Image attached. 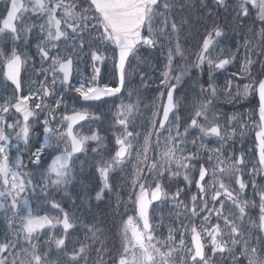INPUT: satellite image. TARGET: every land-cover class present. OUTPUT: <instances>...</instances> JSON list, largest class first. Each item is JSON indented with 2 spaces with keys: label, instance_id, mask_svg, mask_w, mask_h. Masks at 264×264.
I'll return each mask as SVG.
<instances>
[{
  "label": "snow or ice",
  "instance_id": "1",
  "mask_svg": "<svg viewBox=\"0 0 264 264\" xmlns=\"http://www.w3.org/2000/svg\"><path fill=\"white\" fill-rule=\"evenodd\" d=\"M30 2L32 3L31 11H39L47 15L46 23L39 25L41 33L45 35L42 40L38 41L36 49L42 64L48 61L51 63L47 69L37 70L38 75L45 77L38 81L39 87L35 91L29 89L28 94L24 95L21 69L27 64L28 56L18 49L21 40L25 42V45L30 43L27 34L32 32L33 26H17L16 21L20 20V13L29 9L21 0H11L6 8L2 24H0V36L6 38L5 47L9 39L14 45L10 54L0 49L4 78L6 82H11L10 85L5 83L4 87L5 90L13 87L14 92L12 98L0 104V210L5 213L10 229L14 228L12 218L17 217L21 220L22 227L15 231L12 238L4 235L3 240H0V264H48L49 254L40 253L39 245L33 243L34 234H38L46 226L62 225L65 234L73 228L69 214L64 212L54 199L48 200L47 194L45 202L53 209L63 212L62 218L33 214L28 193L31 189L34 194L37 185L33 184L32 179H25L28 176L38 177L41 192H46L50 187L59 189L67 186L73 179L71 163L73 156L84 151L87 141H96L99 145L102 140L96 132H93L91 136H81L74 131V125L89 119V113L73 107L69 114L65 95L72 94L71 99L75 103L103 101L106 97H115L116 94L121 93L126 81V63L130 55L141 45L154 49L158 43L157 33L165 37L169 44L172 43L173 36L176 42L174 47L168 48L167 64L161 73V102L155 105L156 111L152 114L151 126L144 136L143 152L137 151L136 154V172L131 180L132 192L129 195L130 200L134 196L132 203L135 215H128L127 219L122 220L120 228L122 252L115 264H171V261L177 258L178 248L184 253L180 257V264H210L212 257L217 254L223 256L226 253L232 254V264H241L242 260H246L247 264H264V255L261 254L264 253V242H260L259 247L252 246L250 239L244 233V219L249 205V201L240 199V195L248 186L242 178V169L246 167L244 154L236 155L235 151H227V142L233 138L235 130L229 133L226 126L219 123L217 115L209 116L214 108L213 101L219 97L221 91L229 103L247 98L252 94L258 95L259 123L256 125L258 128L256 143L259 167L264 168V60L258 59L264 56V0H237L234 7L236 18L248 19L255 11V19L260 21L261 28L256 33L258 43H253L248 38L244 39L245 56L239 72L231 74V78L226 81L222 90L216 86L213 73L217 70H226V66L238 58L240 45L237 46L235 52L229 50L225 54L221 49L213 56L212 52L217 47L219 39L225 36L223 28L214 25L207 30L198 44L195 61L185 64L182 71L173 77L175 58L177 56L184 58L185 49L179 42L182 25L170 16L173 6L171 0H163L161 11H157L161 9V0H81L86 7L80 12L75 11L79 4H65L64 0H55V3L48 4L45 0H30ZM215 3L218 8L227 7L225 0H215ZM58 9L63 10V20L57 18ZM157 17L163 19L161 27L154 29L153 21ZM69 29L73 40L71 51L62 52L58 44L70 38ZM145 29L147 34H143ZM85 33H97V35L92 40L86 41ZM77 40L79 43L76 42ZM97 40L114 46L111 59L119 77L115 86H111L110 83H100L101 67L97 65L109 57L101 52L100 47L92 46ZM85 48L90 50L92 68L90 77H84L80 68L76 66ZM53 51L56 54H53ZM254 52L257 59L253 58ZM257 63L260 65L258 70L255 67ZM205 64L209 69L208 86L200 85L201 99L192 105L190 122L183 124L178 114L180 101L175 96L177 85L182 76L191 68L200 69L203 72ZM77 75L80 76L79 79ZM49 76H51L50 83ZM237 78L249 82L243 83L242 86L234 84L233 81ZM173 79L176 83H172ZM56 91H60L61 94L56 99L55 105L45 103V98L54 96ZM165 94L166 100L164 99ZM12 99L15 100L14 104L11 102ZM30 103L34 104V107H31ZM62 105L65 108V114L61 117V124L53 128L50 123L54 122L55 114ZM12 109L22 116V122L17 120L14 124L7 123L4 117ZM137 109L138 104L121 103L117 105L115 126L121 128L122 131L115 137L114 155L108 161L101 159L97 165L96 170L102 184L100 191L96 193L97 200L101 199L104 189L110 187V172L122 165L132 154L133 141L139 137L140 133L134 134L128 129ZM38 111H47L52 116V121L46 118L42 122L43 141L40 142L37 139L38 146L34 151H30L33 171L25 173L20 171L24 165L19 155L21 151L19 144L22 141L25 148L28 147L32 139L30 118H37ZM92 118L100 119V117ZM201 118L204 123L200 122ZM235 119V116L229 117L228 122ZM172 125H174V130ZM182 127L183 132L180 130ZM240 127L243 129L245 125L241 124ZM17 129L19 131H16ZM196 129L199 130L200 135L193 137L191 141L192 145L197 148L193 152L187 149L186 144L187 137L191 134L190 130ZM163 130H167L168 135L161 141ZM13 133L15 143L12 142ZM153 135L156 137L154 142ZM205 137L216 138L220 146L208 148L203 143ZM53 138L57 141L55 144L52 143ZM60 142L65 144L63 150L59 147ZM12 149H15L17 153L14 158L11 155ZM153 149L156 150L155 158L148 155ZM204 151L208 153L206 160L203 158ZM53 152L59 154L53 156L51 163H48L47 158ZM173 165H175V170L172 168ZM181 169H183L184 181L189 186L194 183L197 188V193L191 196V208L180 200L184 189L177 188L175 193H170L165 190V185L162 183L165 175L179 177ZM197 171L198 178L195 176ZM256 171V166H254L253 169H249V174ZM209 176L212 178L211 182L206 179ZM225 179L238 185V189L233 188L231 183H226ZM252 188L254 195L259 197V217L258 221L251 220V226L264 232V188L257 190L258 186L255 182L252 183ZM168 200L175 201L177 208L183 205L185 218L191 216L201 220L199 225L190 220V229L189 224L182 225L184 232L180 233L178 248L175 235L179 229L170 228L168 236L158 240L153 234L155 227L150 221L149 210L150 207H154V202ZM229 202L233 210L226 212ZM9 212L12 218L7 216ZM23 212L26 214L22 215ZM176 218L180 219V213H177ZM213 218L217 221L222 220L223 226L219 222L212 224ZM189 230L191 246L186 247L184 235ZM93 236L95 237V232ZM225 236L228 238L225 239ZM206 238L209 241L207 245L204 242ZM52 243L59 251H63L66 247L64 236L55 238ZM207 247L211 248L212 257L207 255ZM237 248H239V254H236ZM86 250L83 244L78 250L73 249L68 255V264H79Z\"/></svg>",
  "mask_w": 264,
  "mask_h": 264
},
{
  "label": "rangeland",
  "instance_id": "2",
  "mask_svg": "<svg viewBox=\"0 0 264 264\" xmlns=\"http://www.w3.org/2000/svg\"><path fill=\"white\" fill-rule=\"evenodd\" d=\"M55 3V0H47L46 4L48 3ZM198 2V6L199 7H206L208 5L212 4V1H207V0H197ZM227 7H222L224 9V12L226 14V19L224 22V19L222 22H224V26L222 27L223 30L225 31V36L219 39V43L217 45V47L215 48V50L212 52V55H216V53L220 52L221 49H223L224 51H233L235 52L237 49V46L240 45L239 47V53H238V58L236 60L233 61L232 64L226 66V70H217L216 72L213 73V80L216 84V86L219 89H223L225 87L226 81L228 79L231 78V74L232 73H238L239 69H240V65L244 60V56H245V49L243 47V42L244 39L247 36H249L250 32H251V36H252V31L254 30L256 33H258L260 31L261 28V23L259 20L255 19V11H253L252 16L249 17L248 19H237L236 18V13L234 11V7L237 3V0H225ZM65 4L68 3H77L79 4V7H77L75 9V11L80 12L84 7H86V5H84L81 0H64ZM180 8V7H179ZM177 12H179L180 14L186 15V11L183 8H180L177 10ZM201 10H199V13L197 15H195V18L200 17L201 14ZM211 13V14H209ZM213 12L212 11H208V16H212ZM88 15H91V13H88ZM191 15V13H190ZM57 16H59L62 20H63V10L62 9H58L57 10ZM216 19H217V15H216ZM47 21V15L45 13H41V12H37L36 14L33 15V32H35L36 29V25L39 26L40 24H44ZM252 31H249V30ZM70 33V38L67 41H62L58 44V47L60 48V50L63 52L65 50L67 51H71V45L73 43V40L71 38V30H68ZM97 35V33H85L84 34V39L86 41L92 40L95 36ZM258 39V37L256 38ZM40 40V39H39ZM38 39H36L33 42V47H34V51L37 53V49H36V45L39 41ZM77 43H79V40L76 41ZM93 47H100L101 52L106 55L107 57H109L106 61H104L103 63H98L97 66L101 67V74L105 71L108 72L106 78H104V81L101 80L100 76V83L104 84V83H115V79L113 78L114 76V72L111 71V68L113 67V60L111 59L112 56V47H114L113 45H109L106 44L103 41H95V43H93L92 45ZM55 52V51H53ZM166 55V53L164 51L161 52L159 59H163ZM253 58L257 59L256 55L253 54ZM264 56L258 57V59L263 60ZM145 60L142 58H137L135 61H131L130 65L131 66V70L127 71V75H126V85H141L142 83V87H135L132 88L130 86V88L128 89V97H126L125 99H119L118 103L112 108L110 107V103H106L102 108H100V111H103L104 113L107 111H110V113H113L114 117H112L111 115L107 118H102L100 120H96L95 123H93L91 126L89 125H85L82 130H80V132H78L79 135L81 136H91L93 132H96L100 137H102V133L106 134L107 137L111 136V139L113 140V147H112V152L111 155H107V154H99V151L102 150V147L104 145V140L102 139L100 144L98 145L96 141H87L85 144V148L84 151L82 152V156L80 158H77L74 160L73 165L74 167L72 168L73 171V175L77 170V175L73 176V180H71V182L65 186V187H61L59 189L54 188V187H50L46 190V192H41L40 188L38 189V184L33 182L34 185H37L36 190H39V193L41 195H46L47 194V198L48 200H50L51 196L53 194L59 193V194H67V195H71V193L77 197L78 200V204L80 207L84 205H86L87 202H90L92 204H97L98 202H102V205L105 206L106 203L110 204V206L114 205L115 208L118 207V203L119 202H123L122 205V213L120 215L121 220L123 219H127L128 215H135V210H134V204L132 203V200H134V196L132 197V199L130 200L129 195L132 192V184H131V180L134 177V174L136 172V163H137V158H136V154L137 151H140L141 153L143 152V140H144V136L147 134V130L148 128L151 126V119H152V114L154 111H156V107L155 105L158 104L159 98H160V93H161V89L158 87L160 84L159 81L157 79H154V73L152 72V80L150 81H144V82H139L138 80H136V76L138 75H142L144 74L146 71H148L149 69H152V67L148 66V65H144L142 69L139 68L140 65L144 64ZM45 65H47L46 63H43ZM77 67L80 68L81 73L84 77H90L92 75V68H91V57H90V50L88 48H85V51L83 53H81V58L78 62V64L76 65ZM128 66V67H129ZM159 68H161L163 65L161 64V62H159ZM256 70H258L260 68L259 63L256 64ZM209 70V69H208ZM187 73V72H186ZM75 74V73H74ZM45 78V77H44ZM49 78V77H48ZM77 78L79 79L80 76L77 75ZM103 82V83H102ZM249 81L245 80V79H241V78H237L236 80L233 81L234 84H240L241 86L243 85V83H247ZM149 83H152L153 85L149 86ZM233 91H235V89H233ZM131 94V95H130ZM252 95L248 96L247 98L241 99L239 101H235L232 103H229L225 97L222 94L219 95V97L213 101L214 103V108L213 111L211 113H209V116L211 117L213 114L217 115L219 117V123L221 125H225L228 132L231 133L233 130H235V135L233 136V138L231 140H229L227 142V151L231 152L232 148L234 147V142L236 140V137L240 138V147H243L246 144V139H247V135L248 132L247 130H249L250 128V123L249 119L244 120L243 119V114H244V108H242L241 106H239V103H243L246 102L247 100H249V98H251ZM200 98H195L193 101V103H196L198 100H200ZM121 103L123 104H138V109L137 111L134 113L133 117H132V123L131 126L129 127V131H132L134 134L135 133H140L139 137L133 141V151L132 154L129 158H127L124 163L122 165H120L119 167H116L112 170V172H110V176L111 178L114 177L113 179V184L114 182L119 178L123 179V184L120 183L118 181L117 183V188L122 189V192L120 193V196H123V193L126 192V197H120L118 196V198L114 199V200H110L107 198H103L104 194L106 193V195H111L112 193H114L115 191L112 189V187H114L112 184L109 183L110 187L107 189H104V192L102 194V197L100 200L96 199V193L98 191H100L102 184H101V180H100V175L98 173L97 169V165L98 163L101 161V159L108 161L110 160L111 156L114 155L115 150H116V145H115V137L117 134H119L122 129L115 126V113L117 111V105H120ZM180 108H179V115L182 114V110H183V104L180 103L179 104ZM192 106V104H191ZM184 114H188L187 111H184ZM239 114L241 116V120H239ZM235 116L236 119L232 120L231 122H228V118ZM174 119V117H173ZM201 123H204L203 119L201 118L200 120ZM183 124H186L185 121H182ZM243 124L245 125V127L243 129H241L240 125ZM256 125V123H255ZM171 127H173L174 130V125H172ZM181 132H183V127L180 129ZM191 134L188 135L187 137V144L186 147L189 151H193L195 152L197 150L196 147H194L191 143L193 137L195 136H199V130H190ZM174 134V131H173ZM168 135V131L167 130H163V136L160 138L161 141H163L164 137H166ZM156 137L155 135H153L152 140L153 142L155 141ZM42 141H43V136H42ZM21 144L22 141L20 142ZM203 143L205 145H207L208 148H216L220 146V142L214 138V137H205L203 140ZM93 149H97V151H93ZM187 153H185L186 155ZM241 153H236V155H240ZM148 155L150 157L155 158L156 156V150L153 149L151 150ZM208 156L207 151L203 152V158L206 160ZM143 158V156L141 155V159ZM244 158H245V163H246V167L242 169L243 172V179L245 180L246 184L248 185L247 188L245 189V192L242 193L240 195V199L241 200H247L249 201V205L248 208L246 209V213L247 215L245 216L244 219V233L245 236L247 238L250 239V245L252 246H257L259 247L260 242H263L261 239V232L259 231L258 228L252 227L251 226V220L255 219L258 221V217H259V197L254 195V190L252 188V183L255 182L256 185L258 186L257 190H259L260 188H264V175L262 174L261 169L257 166L256 161L255 164H253L254 162V156L253 155H246L244 154ZM86 160V161H85ZM83 163V165H81ZM85 166V170L83 171V173L80 172L81 167ZM256 166L257 171L253 174H249V169H253V167ZM80 167V168H79ZM173 170H175V165L172 166ZM20 171L25 172V170L22 168L20 169ZM181 171V175L179 177H169L168 175H165L162 183L165 185V190L169 191L170 193H175V191L177 190V188H182L184 189V191L181 193H186V194H191V196L193 195L192 191H193V186L194 183L189 186L187 184L186 181H184L183 178V169L180 170ZM85 172V173H84ZM145 173H147V169H145ZM84 174V175H83ZM191 175V173H190ZM33 177H25V179H30ZM80 178H84V184L81 182ZM151 179V177L149 178ZM211 179L209 180V182H211ZM226 183H231V186L233 188L238 189V185H235L234 183L228 181L227 179H225ZM73 183L76 185L75 189L73 192H71ZM115 188V187H114ZM35 190V191H36ZM138 191V186L137 189ZM31 195V197L34 195L31 192V189H29V193ZM211 195V193H210ZM124 198V199H123ZM184 203H186L188 205L189 208H191V197L189 198H183L182 200ZM211 203H209V207H211ZM218 206V205H217ZM181 207L183 208V205H181ZM253 208L255 209V213H251L250 209ZM48 209L50 212H57L58 209H53L51 207L50 204H48ZM178 208L176 207V202L172 201V200H168V201H162L158 207L152 212V219L151 220L152 224L155 227L154 230V235L156 236V238L158 240H162L164 238H166L169 234V229L170 228H174L173 224L171 223V217L170 214H174L173 212L176 211ZM233 210L231 208V204L229 202L228 208H226V212L227 211H231ZM158 211V212H157ZM183 213V212H180ZM22 215H24L25 213H21ZM175 215V214H174ZM184 215V213H183ZM7 216L9 218H12V214L11 212L7 213ZM185 216V215H184ZM13 219V224H14V228L10 229L8 226V222L5 219V213H3L1 215V226H2V230H1V238L0 240H3L4 235H8L9 238H12L15 234V231L18 230L17 229V223L16 221H19L20 223V228L22 227L21 224V220L17 217V218H12ZM201 222L200 218H193L192 217V223H195L197 225H199ZM220 223L223 226V221H217L215 218L212 219L211 223L215 224V223ZM189 224V223H188ZM58 226V225H57ZM121 228V227H120ZM120 228L118 225H115L113 231L115 232V236L117 238L121 239V235H120ZM189 229H190V224H189ZM94 231H96V228L94 227ZM56 231H54V229L50 230L49 233H47V237L49 235V237H51L52 235H54L53 237H51V241L54 240L55 238H59L61 236H64L63 234H59L58 236L55 234ZM184 232V231H183ZM58 233V232H56ZM88 234H90L91 232L88 231ZM187 235L184 236L185 239V245L186 247H190V230L189 232L186 233ZM46 236V235H45ZM65 237V236H64ZM91 237V236H90ZM176 241H177V248H178V243L180 240V236H176ZM228 237L225 236V239H227ZM188 240V241H187ZM86 243L85 246L87 248L86 250V254H84L85 258L89 259L90 258V262H93V259L95 257V253L96 251H94V249H90L89 242L88 240H83L82 243ZM89 242V243H88ZM205 244H209V241L207 240V238L204 240ZM51 246H55L54 243L50 244ZM23 246V244H22ZM39 246H42L41 243ZM81 247V245H78L77 250ZM166 251V249H164ZM206 252L207 255L209 257H212V252H211V248L207 247L206 248ZM65 253H67L65 251ZM88 253V254H87ZM236 254H239V248H237L236 250ZM262 255H264V253H261ZM184 255V253L182 251H179L178 248V255L177 258L174 259L173 261H171V264H180V257H182ZM82 260H84V257L82 258ZM95 261L92 263L94 264ZM210 264H232V254L231 253H226L223 256L217 254L215 257H212ZM241 264H247L246 260H242Z\"/></svg>",
  "mask_w": 264,
  "mask_h": 264
},
{
  "label": "flooded vegetation",
  "instance_id": "3",
  "mask_svg": "<svg viewBox=\"0 0 264 264\" xmlns=\"http://www.w3.org/2000/svg\"><path fill=\"white\" fill-rule=\"evenodd\" d=\"M10 2H11V0H0V24H2V20H3L4 16L6 15V8L8 5H10ZM21 2L24 3L29 10L26 12L20 13V20L16 21V24L18 27H22L24 25L33 26V23H32L33 13L31 11L32 3L30 2V0H21ZM27 35L30 39V43L25 45V42L23 40H21L19 42L20 47L18 49L20 52L26 53L28 56L27 64L21 69V81H22V88H23V94L24 95L28 94L29 89H32L33 91H35L39 87L38 81L44 79V75H38L37 70L41 69V68L47 69V67L40 66L37 63V60L34 61L33 44H32V41H35L36 39L42 40L44 38L45 33H41L40 27L36 25L35 32H33V30H32V32L30 34H27ZM245 38L251 39L253 43H257V39H255L256 36H247L246 35ZM5 39L6 38L4 36H0V49H4V51L6 53L10 54L11 49L14 45L12 44V42L9 39L7 47H5ZM224 52H225V54H227L228 51H224ZM253 54H255V52ZM172 75L175 76V73L173 72ZM206 76L208 79V72L206 75H204V77H206ZM48 79H49V83H50L51 82V76H49ZM5 83L10 85L11 82L5 81L3 63H2V61H0V104L9 100L14 95L13 87H8L5 90V87H4ZM74 83H75V81H74ZM207 85H208V81H207ZM177 86H179V85H177ZM57 87H59V86H57ZM189 87H190L189 85H186L185 88L187 89ZM184 90L185 89H183L182 87L179 86V90L176 92V97L178 100H179V98H178L179 94H183ZM57 92L58 93H56L54 96L46 98L47 104H53L54 100H56V97L61 94L60 91H57ZM71 95L72 94H66L65 95V102L68 105V113L69 114L71 113L73 107H75L76 110L81 109L80 102L74 103L73 100L71 99ZM190 96H192V95H190ZM183 101H187V99L184 98ZM11 102L14 104L15 100L12 99ZM159 104H160V100L158 101L157 105H159ZM190 104L193 105L194 104L193 101H190ZM30 106L34 107V104L30 103ZM241 107L244 108L243 110L245 111L243 114V119L244 120L249 119V122H251L250 123L251 126H250L249 130H247L248 135H247V139H246V144L243 147H240V138L238 137L235 140L234 147L232 149H233V151H235V153H243L246 155H253L255 158L253 164H255V161H256L257 166H259V163H258V160L256 157L257 143H256V140L254 137L256 131L258 130L256 125L259 123L258 102H253V103L246 102V103H243L241 105ZM161 112H162V109H161ZM64 114H65V108L62 105L61 108L59 109V111L55 114V120H54V122L50 123V126L55 128L58 125H60L61 124V117ZM4 118L7 121V123L14 124V123H16L17 120H20L22 122V116L20 114L15 113V109H12L8 114L5 115ZM46 118L49 119L50 121H52V116L50 114H46V113L38 114L37 118H30V126L32 128V139L30 140V143H29L27 148H25V145L22 146V151L24 150L23 153H25V156H26V159L24 160V162L20 158L23 162V165H24L23 168H25L24 169L25 173H26V169H29V168L33 169V165L30 163V151H34L35 147L38 146V144L36 143L38 138H36V137L43 131L42 122ZM181 118H182V121L186 122V124L189 123L188 121H189V119H191L190 113L186 114L185 116H181ZM239 120H241L240 114H239ZM255 123H256V125H255ZM82 124L83 123L81 122L74 127V131L76 133L80 132V130L83 126ZM91 125H92V123L90 124V126ZM157 127H158V125H157ZM16 131H19V129H17ZM252 137H253V139H252ZM12 142L13 143L16 142L14 133H13V141ZM56 142H57L56 140L52 141V143H54V144ZM59 147L61 150H63L65 147L64 142H60ZM16 154H17L16 150L12 149L11 155L13 156V158L16 156ZM58 154H59L58 152H53L52 155L47 158V162L50 163L52 157L55 155H58ZM74 160H75V156H73V159L71 161L72 164H73ZM46 166L47 165H45V167ZM195 176L198 178V171L195 173ZM210 177L211 176L207 177L206 179L209 181ZM30 179H32V178H30ZM32 181L35 183H38V185L40 183L38 177L33 178ZM39 188L40 187L38 186V189ZM192 193L193 194L197 193V188L195 187V184L193 186ZM39 194H40L39 190H36L34 193L33 202H32V200L30 201L33 214H36V215L47 214V215H50V217H59L57 215V213L49 211L48 204L45 202V195H39ZM189 197H191V194L183 193L180 196V200L182 201L183 198H189ZM59 198L60 199L62 198L61 201L63 202V196L59 195ZM50 200H52V199L50 198ZM160 203L161 202L154 203V207H150L149 213L153 212L154 208L157 205H159ZM63 207H64V205H62V208ZM60 213H61L60 217L62 218L63 212H60ZM0 216H1V212H0ZM71 221H72V219H71ZM0 227H1V217H0ZM50 228H52V227H50ZM45 230H47V229H45ZM45 230H43V231H45Z\"/></svg>",
  "mask_w": 264,
  "mask_h": 264
},
{
  "label": "trees",
  "instance_id": "4",
  "mask_svg": "<svg viewBox=\"0 0 264 264\" xmlns=\"http://www.w3.org/2000/svg\"><path fill=\"white\" fill-rule=\"evenodd\" d=\"M207 1L211 2L212 0H207ZM171 2L173 6L170 12V16L171 18H174L178 24L182 25V30L179 35V42L181 43L182 47L185 49L184 58L177 56L175 58L174 65L180 64L181 62L191 64L196 59L195 52L198 50V44L202 41L203 35L206 34L209 28L213 27L214 25H219L216 19L217 7L214 5L213 2L212 3L214 8L212 7V4L206 7H199L197 0H171ZM177 3H181L182 7L178 6ZM162 6H163V0H161V9H157V11H161ZM179 7L183 8L187 12L186 15L177 12V10L180 9ZM199 10L202 11L200 17L195 18V15L199 13ZM209 10L213 12L212 16L210 15L208 16ZM162 19H163L162 17H157L154 19L153 21L154 29L157 26H161ZM223 19H224V15H223ZM162 41H164V48H161V50L159 47L154 48V50L159 51L158 57L160 56L162 50H164V52L167 55L168 48L174 47L176 39L173 36L171 44H169L166 38L165 40L159 38L158 42L162 43ZM145 48L146 47H143V49ZM166 64H167V59L165 60L163 66L158 70V72H160L162 69L164 70V66ZM198 70L199 69H192L195 76L199 75ZM105 71L101 74L102 81H104V78H106V76L108 75L107 74L108 72ZM161 73L162 72H160L159 82L162 79ZM150 76H151L150 71L142 74V78L140 82L149 80ZM199 80L202 79L199 78ZM103 140H104L103 146L106 147L105 153L111 154L113 147V140L110 137L108 138L103 137ZM118 181L122 184L124 182L122 178H119ZM112 189L115 192L112 193L111 195H106L105 193L103 198L114 200L115 198L117 199L118 196H120L122 189L114 188V187H112ZM126 194L127 193L124 192L123 196L122 195L121 196L126 197ZM122 205L123 202H119L117 208H115L114 205L110 206V204L108 203H106V205L103 206L102 202H98L96 205L87 202L85 205V213L82 214V216H85V221L89 223L87 226H89V228L91 227L92 232H95V237L93 236V233L91 235L92 243H90L89 246L91 250L94 249V251H96L95 257L93 259V262L95 261L94 264H115L116 260L119 258V255L122 252L121 239L117 238L115 236V232L113 231L115 225H118L119 228L121 227L122 220L120 218V215L122 213V209H121ZM94 227L96 228V231H94ZM81 230L84 231V227H81ZM84 237H88V234H86ZM77 247L78 246H72V247L66 246L64 251H66L67 253L59 250L49 251V253L51 254V258H53V261L56 264H68V255L72 253L73 249H77ZM43 250L44 248L39 249L40 253H42ZM93 262H90V258L89 259L87 258V260H85V256H84V260H82V258L79 260V264H92Z\"/></svg>",
  "mask_w": 264,
  "mask_h": 264
},
{
  "label": "water",
  "instance_id": "5",
  "mask_svg": "<svg viewBox=\"0 0 264 264\" xmlns=\"http://www.w3.org/2000/svg\"><path fill=\"white\" fill-rule=\"evenodd\" d=\"M215 1V0H214ZM117 73V72H116ZM117 77H118V73H117ZM118 79H119V77H118ZM106 98H108V97H106ZM257 99H258V101H259V97H258V95H257ZM165 100H166V97H165ZM162 115V114H161ZM258 118H259V113H258ZM81 122V121H80ZM75 126V125H74ZM258 158H259V153H258ZM263 169V171H264V168H262ZM46 227H48V226H46ZM45 227V228H46ZM262 234H263V237H264V232H262Z\"/></svg>",
  "mask_w": 264,
  "mask_h": 264
},
{
  "label": "bare ground",
  "instance_id": "6",
  "mask_svg": "<svg viewBox=\"0 0 264 264\" xmlns=\"http://www.w3.org/2000/svg\"><path fill=\"white\" fill-rule=\"evenodd\" d=\"M33 171V169L29 168V169H26V173H31ZM30 177V176H28Z\"/></svg>",
  "mask_w": 264,
  "mask_h": 264
}]
</instances>
